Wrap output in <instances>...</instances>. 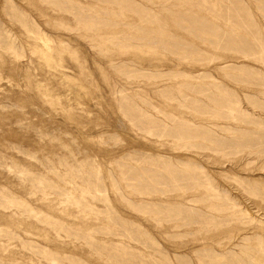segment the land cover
<instances>
[{
  "label": "rangeland",
  "instance_id": "rangeland-1",
  "mask_svg": "<svg viewBox=\"0 0 264 264\" xmlns=\"http://www.w3.org/2000/svg\"><path fill=\"white\" fill-rule=\"evenodd\" d=\"M0 264H264V0H0Z\"/></svg>",
  "mask_w": 264,
  "mask_h": 264
}]
</instances>
